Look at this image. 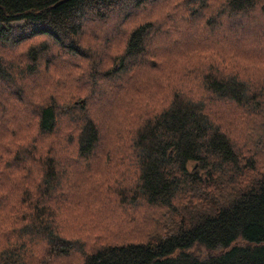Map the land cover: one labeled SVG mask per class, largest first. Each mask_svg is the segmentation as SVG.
Here are the masks:
<instances>
[{
	"label": "trees",
	"instance_id": "1",
	"mask_svg": "<svg viewBox=\"0 0 264 264\" xmlns=\"http://www.w3.org/2000/svg\"><path fill=\"white\" fill-rule=\"evenodd\" d=\"M0 25V264H264V0H0Z\"/></svg>",
	"mask_w": 264,
	"mask_h": 264
},
{
	"label": "rangeland",
	"instance_id": "2",
	"mask_svg": "<svg viewBox=\"0 0 264 264\" xmlns=\"http://www.w3.org/2000/svg\"><path fill=\"white\" fill-rule=\"evenodd\" d=\"M183 8H186V9H192V10H194V7H192V6H186L185 4H182V6L180 7V9L179 10H182ZM215 8H217L216 6H215ZM196 9L197 10H195L196 11V14H198V10H199V5H196ZM178 10V11H179ZM176 24V23H175ZM0 27H1V25H0ZM175 27H177L178 29H180V30H182L183 29V26H176L175 25ZM88 30H91V31H93V32H96V33H98L95 29H93V28H90V29H88ZM87 30V31H88ZM189 38V35L188 34H184L183 36H178V38L177 39H175L176 40V42H169V43H167V40L169 39V37H168V35H162V37H161V43H163L165 46H167V48H171L170 46H173V45H175L177 42H179V43H182V42H184V41H186L187 39ZM206 38H208L209 39V37H206ZM23 47H19V48H17V49H15L14 51H12L10 54H12L10 57H17V58H19V59H21V52L23 51ZM8 55V54H7ZM35 80V83L36 82H39V83H42L41 82V79H34ZM27 82V81H26ZM35 83H31V84H35ZM26 89H27V86H25V87H23V92H27L26 91ZM28 93V92H27ZM0 106H1V108H3V107H5V103L3 102V103H0ZM6 108V107H5ZM141 218H138V220H140ZM79 260V259H78ZM78 260H77V262H78ZM75 262H76V259H75ZM68 264H74V263H68Z\"/></svg>",
	"mask_w": 264,
	"mask_h": 264
}]
</instances>
